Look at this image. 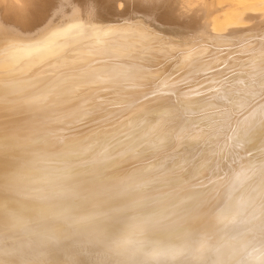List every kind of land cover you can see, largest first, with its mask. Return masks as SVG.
Masks as SVG:
<instances>
[{"label": "bare ground", "instance_id": "bare-ground-1", "mask_svg": "<svg viewBox=\"0 0 264 264\" xmlns=\"http://www.w3.org/2000/svg\"><path fill=\"white\" fill-rule=\"evenodd\" d=\"M232 1L0 0V264H264V0Z\"/></svg>", "mask_w": 264, "mask_h": 264}, {"label": "clouds", "instance_id": "clouds-1", "mask_svg": "<svg viewBox=\"0 0 264 264\" xmlns=\"http://www.w3.org/2000/svg\"><path fill=\"white\" fill-rule=\"evenodd\" d=\"M139 251L143 252L144 253V257H145V260H153V259H158V258H161V257H165V256H168V255H171V252L170 251H157L155 249H152V250H145L144 246H140Z\"/></svg>", "mask_w": 264, "mask_h": 264}, {"label": "rangeland", "instance_id": "rangeland-1", "mask_svg": "<svg viewBox=\"0 0 264 264\" xmlns=\"http://www.w3.org/2000/svg\"><path fill=\"white\" fill-rule=\"evenodd\" d=\"M177 1H180V2L182 1L183 3L188 2L190 5L194 6V5H197L199 2H201L203 0H177ZM205 1H207V2L213 1V2H215L218 5L220 4L221 6L222 5L227 6V5L231 4V3L232 4L236 3V2H234L232 0H205Z\"/></svg>", "mask_w": 264, "mask_h": 264}]
</instances>
